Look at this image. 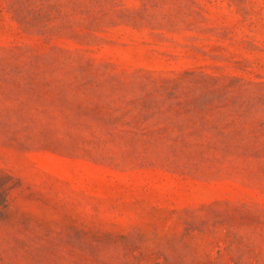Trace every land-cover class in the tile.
Listing matches in <instances>:
<instances>
[{"label": "rangeland", "instance_id": "374dc122", "mask_svg": "<svg viewBox=\"0 0 264 264\" xmlns=\"http://www.w3.org/2000/svg\"><path fill=\"white\" fill-rule=\"evenodd\" d=\"M0 264H264V0H0Z\"/></svg>", "mask_w": 264, "mask_h": 264}]
</instances>
